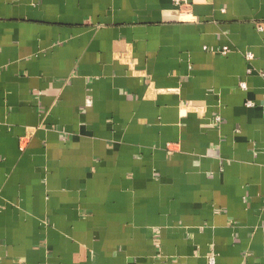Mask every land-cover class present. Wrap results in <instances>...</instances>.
<instances>
[{
    "label": "crops",
    "instance_id": "1",
    "mask_svg": "<svg viewBox=\"0 0 264 264\" xmlns=\"http://www.w3.org/2000/svg\"><path fill=\"white\" fill-rule=\"evenodd\" d=\"M210 257L264 264V0H0V264Z\"/></svg>",
    "mask_w": 264,
    "mask_h": 264
},
{
    "label": "built area",
    "instance_id": "2",
    "mask_svg": "<svg viewBox=\"0 0 264 264\" xmlns=\"http://www.w3.org/2000/svg\"><path fill=\"white\" fill-rule=\"evenodd\" d=\"M175 2V4L179 5L180 3H182L184 0H173ZM219 53L221 54H226L227 52H229V48L227 46H223L220 50H218ZM244 57L247 61L251 60L253 58V54L250 52H246L244 54ZM247 72H250V69L247 70ZM241 88H246V85L244 82L239 84ZM248 105H251L250 102L247 103ZM216 120H219L218 117H216ZM214 262V257H210L209 258V263L212 264Z\"/></svg>",
    "mask_w": 264,
    "mask_h": 264
}]
</instances>
